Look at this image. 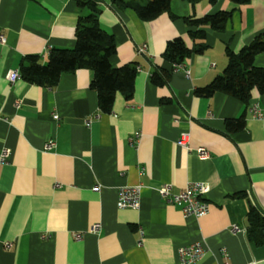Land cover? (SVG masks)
<instances>
[{"label":"crops","instance_id":"1","mask_svg":"<svg viewBox=\"0 0 264 264\" xmlns=\"http://www.w3.org/2000/svg\"><path fill=\"white\" fill-rule=\"evenodd\" d=\"M99 6L117 47L112 65L139 66L132 98L118 91L110 112L99 107L89 68L62 73L54 85L7 78L27 55L46 63L47 49L75 46L77 0H0V150H10L0 164V264H176L178 249L192 242L205 247L194 264H264V244L247 237L250 207L264 214V120L248 106H264V94L255 91L247 104L223 92L195 94L223 72L227 51L264 34V0H171L170 13L149 21L109 1ZM229 10L223 30L205 27L203 53L178 69L163 58L177 37L193 45L187 17ZM254 64L264 67V52ZM155 66L171 71L169 84L152 82ZM240 117L244 127L230 131L227 122ZM187 132L190 151L177 143ZM192 181L209 184L205 216L159 200L164 184L177 192ZM137 184L140 207L119 208V188Z\"/></svg>","mask_w":264,"mask_h":264},{"label":"trees","instance_id":"2","mask_svg":"<svg viewBox=\"0 0 264 264\" xmlns=\"http://www.w3.org/2000/svg\"><path fill=\"white\" fill-rule=\"evenodd\" d=\"M109 1L121 8H131L138 16L149 21L163 13H170L171 0H77L79 17L75 30L76 44L73 48H50L46 63L40 61L36 54L25 56L20 62L21 77L31 83L41 86L54 85L60 75L74 72L79 68H89L93 71L90 82L91 88L98 93L99 107L103 112L113 108L115 96L122 92L126 99H131L134 93L135 80L138 74L136 62L122 66L112 65L110 58L116 53L117 47L112 34L105 31L99 22L101 7L99 3ZM194 6L202 0H189ZM213 1V0H209ZM245 4L250 0H232ZM232 10L207 14L203 17H187L189 37L193 45L186 44L182 37L168 42L163 58L174 64L183 63L194 53H203L207 48L204 42L206 26L213 30H223ZM264 52V34L258 35L249 45L244 46L238 53L227 51L228 64L221 74L209 84L195 89V94L210 97L216 92H223L238 98L246 104L253 93L264 94V67L254 64L255 56ZM171 71L155 66L151 80L157 86L169 84ZM170 101L169 98L162 99ZM227 127L230 131H238L244 127V119L229 120ZM240 192L232 197H244ZM247 237L254 244H264V214L258 206L252 205L247 213Z\"/></svg>","mask_w":264,"mask_h":264},{"label":"built area","instance_id":"3","mask_svg":"<svg viewBox=\"0 0 264 264\" xmlns=\"http://www.w3.org/2000/svg\"><path fill=\"white\" fill-rule=\"evenodd\" d=\"M6 41V37L0 31V42L4 43ZM145 50L144 48L141 51ZM49 49H47V53ZM183 64L178 63L174 64V67L178 69ZM139 67V66H138ZM7 78L11 83H14L16 80L21 78L20 70H9L7 73ZM19 105V101H16V106ZM249 112L252 117L264 120V106H259L258 103H252L248 106ZM138 136L136 134L130 141H135ZM189 133H182L177 143L181 146H184L188 151L192 148L188 141ZM54 145V142H48L46 145V149H51ZM196 153L202 159L207 158L209 155V151L207 148L200 146L195 148ZM10 156V150L8 148H3L0 150V164L7 162ZM101 188L100 184H96L93 189L99 190ZM141 188L142 184L137 185H127L119 188L118 193V201L117 204L119 208H133L138 209L141 204ZM209 191V184L205 181H192L188 182L186 186L177 192H173L170 184H164L160 188H158L159 192V200L171 203V204H181V210L184 214L194 215L196 217L205 216L209 212L210 205L207 201V193ZM100 223H95L90 227V230L93 232H97L100 230ZM233 231L241 230L237 225L232 226ZM77 238H80L77 235ZM143 230H141V238L138 240V244L143 243ZM6 247L10 246L9 242L5 243ZM205 253V247L201 242H192L185 246H181L178 249V261L176 264H194L196 263ZM168 264V263H165ZM229 264V263H226ZM253 264V263H250Z\"/></svg>","mask_w":264,"mask_h":264}]
</instances>
